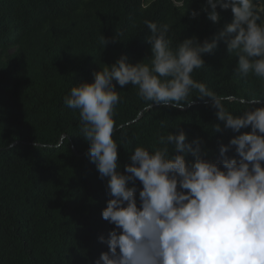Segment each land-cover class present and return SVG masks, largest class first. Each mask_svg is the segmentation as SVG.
I'll return each mask as SVG.
<instances>
[{
    "label": "trees",
    "instance_id": "trees-1",
    "mask_svg": "<svg viewBox=\"0 0 264 264\" xmlns=\"http://www.w3.org/2000/svg\"><path fill=\"white\" fill-rule=\"evenodd\" d=\"M144 2L0 0V264H92L107 250L97 241L112 227L101 217L106 181L89 160L78 111L64 103L71 88L90 82L93 72L122 55L132 64H150L145 20L169 24L175 47L185 38H211L232 19L231 10L219 6L221 19L215 24L202 11L191 18L206 0H188L186 10L176 9L171 0H155L142 9ZM256 4L264 8V0ZM116 33L120 38L103 48L102 35ZM237 59L218 41L212 53L203 54L205 67L192 73L235 115L251 99L264 100V80L240 77ZM113 84L121 98L113 134L121 171L135 146L158 147V136L168 131L183 129L189 140L201 137L213 159L219 143L240 134L214 133L215 123L223 129V122L216 119L213 99L197 97L196 90L183 110L147 108L150 102L138 95L137 86ZM246 131L250 128L240 130Z\"/></svg>",
    "mask_w": 264,
    "mask_h": 264
},
{
    "label": "clouds",
    "instance_id": "clouds-1",
    "mask_svg": "<svg viewBox=\"0 0 264 264\" xmlns=\"http://www.w3.org/2000/svg\"><path fill=\"white\" fill-rule=\"evenodd\" d=\"M154 2L146 0L141 8ZM171 3L180 10L189 4ZM217 6L231 10L230 23L211 38L193 36L175 47L169 24L145 20L150 64H132L122 55L64 97L65 105L78 111L89 160L106 181L108 199L101 217L112 227L106 235L98 234L107 250L92 264H264V100L251 99L235 115L192 77L194 70L205 67L203 54L223 41L226 52L238 57L235 71L240 77L251 74L264 80V8L256 0H206L190 17L198 18L202 11L215 24L221 19ZM120 35H102V47ZM113 80L121 88L137 86L138 95L150 102L147 108L157 104L183 110L196 90L197 97L213 99L216 119L223 122V129L215 123L213 132L240 134L219 143L213 159L201 137L189 140L183 129L168 131L158 136V147L135 146L131 162L121 171L113 139L115 106L121 98ZM242 128L250 131L240 132ZM189 155L192 159H186Z\"/></svg>",
    "mask_w": 264,
    "mask_h": 264
},
{
    "label": "rangeland",
    "instance_id": "rangeland-1",
    "mask_svg": "<svg viewBox=\"0 0 264 264\" xmlns=\"http://www.w3.org/2000/svg\"><path fill=\"white\" fill-rule=\"evenodd\" d=\"M261 8V7H260Z\"/></svg>",
    "mask_w": 264,
    "mask_h": 264
}]
</instances>
